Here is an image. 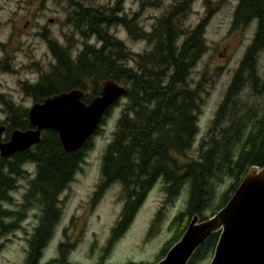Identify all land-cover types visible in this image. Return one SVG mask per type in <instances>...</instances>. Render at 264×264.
Segmentation results:
<instances>
[{"label": "trees", "instance_id": "1", "mask_svg": "<svg viewBox=\"0 0 264 264\" xmlns=\"http://www.w3.org/2000/svg\"><path fill=\"white\" fill-rule=\"evenodd\" d=\"M191 1L182 0L173 5L166 16L157 20L149 34L139 31L132 17L128 20L115 15L107 17L97 11L90 15L85 10L80 16V25L89 35L95 36L101 46L94 49L84 45L76 59L72 60L63 48L49 42L54 65L35 85L24 87L26 95L31 96L34 102H41L59 92L71 89L83 91L85 80L93 82L91 96L97 94L98 82L105 79L125 86L123 98L127 103L103 155L101 173L104 182L96 191V196H100L112 183L122 188L125 204L113 235H118L126 227L153 180L160 175L165 180L166 203H171L182 188H186L185 209L172 220L173 225L181 226L172 239L174 243L192 215L196 214L201 221L206 219L201 212L207 208L220 184L227 179L232 181L221 194L215 211L225 205L250 167L264 166V122L261 113L252 104L242 103L239 108V98L247 84L254 96L264 91V83L258 80L254 66L257 52L264 48V0H239L237 5V12L240 10L245 14L237 16L234 25L239 21L246 23L254 15L259 19V30L246 49L217 109L212 122L217 135L199 143L195 160L181 167L175 165L174 156L184 155L191 148L196 133L199 87L190 88L187 80L190 69L205 49L203 21L186 33L180 45L177 43L179 32L175 22L188 10ZM115 25H121L132 38L150 42L151 49L143 54L127 53L120 42L107 34V29ZM125 59L131 60L134 67L123 66ZM88 99L85 96L82 101ZM109 111L110 108L104 118ZM26 115V110L9 109L7 120L0 123L6 125L3 141L8 139L13 129L30 128ZM227 118L225 126L223 120ZM97 132L98 129L93 135ZM90 148L88 139L78 151L64 153L56 133L46 130L41 133L39 143L11 156L14 162L25 161L34 165L35 175L29 181L24 199L35 203L41 211L24 264H36L57 224L59 214L55 204L58 195L66 188L78 170L85 151ZM0 163L3 165L5 161L0 159ZM17 166L15 163L4 165L8 170L6 174L1 173L0 168V203L9 201L11 188L8 187L11 182L7 175ZM10 215V212L0 209V224ZM216 240L217 234L207 238L187 264H196L211 256ZM170 243L161 250V256L173 244ZM58 252L61 257L51 262L64 263L66 246L59 244Z\"/></svg>", "mask_w": 264, "mask_h": 264}, {"label": "rangeland", "instance_id": "2", "mask_svg": "<svg viewBox=\"0 0 264 264\" xmlns=\"http://www.w3.org/2000/svg\"><path fill=\"white\" fill-rule=\"evenodd\" d=\"M180 1L182 0H0V123H5L8 118L5 104L13 109L23 110H28L33 104L32 97L26 95L24 87L35 85L54 65L49 42L63 48L72 60L76 59L84 45L94 49L101 46L96 37L89 35L85 27L80 25L79 19L85 10L90 15L97 11L107 17L115 15L127 20L132 17L139 31L149 34L157 20L166 16L170 8ZM237 2L238 0H192L188 10L175 22L179 32L177 43L180 45L186 33L203 21L202 39L205 47L190 69L187 80L190 88L199 87L196 133L191 148L184 155L174 156L176 167L195 160L199 143L209 141L210 137L217 135L212 122L241 59L251 44L253 26L232 24ZM27 21L28 25L25 24ZM107 34L120 42L130 54H143L152 47L144 39L130 37L121 25L110 26ZM122 64L134 67L129 59H125ZM254 66L258 80L264 83V48L257 52ZM119 85L125 87L123 84ZM84 86V94L91 98L93 82L85 80ZM246 86L239 98V108L242 103L252 104L261 113L264 122V91L254 96L251 86ZM126 103V99L121 97L110 108L109 115L90 139L91 148L85 151L78 170L73 175L74 181L58 195L55 204L59 214L57 224L36 264L58 260L61 257L58 252L59 244L66 246V253L63 252L66 264H155L167 252L161 256V250L170 242L173 243L172 239L181 226L173 225L172 220L185 209V187L176 199L166 203V193L161 190V184L154 185L118 235H113V230L125 204L122 188L114 184L100 196H96L102 158L111 143L116 121ZM225 121L228 118L223 120V124ZM2 137L4 139L5 134ZM23 170L26 171L25 180L15 182L23 187L18 191H9V201L0 203L1 210L11 213L0 224L5 227H0V264L25 263L28 243L39 223V206L24 199L29 181L35 175V167L27 163ZM231 184V179H227L218 186L207 208L201 212L202 216L208 218L216 212L221 194ZM210 258L211 256L196 264H208Z\"/></svg>", "mask_w": 264, "mask_h": 264}, {"label": "water", "instance_id": "3", "mask_svg": "<svg viewBox=\"0 0 264 264\" xmlns=\"http://www.w3.org/2000/svg\"><path fill=\"white\" fill-rule=\"evenodd\" d=\"M124 94L123 86L105 79L87 103L82 101V90L71 89L32 104L26 115L30 128L13 130L7 141H1L4 127L0 126V158L36 145L46 130L56 133L64 153L78 151ZM212 234H217V240L208 264H264V166L250 167L225 205L213 215L202 221L192 215L178 241L155 264H187Z\"/></svg>", "mask_w": 264, "mask_h": 264}, {"label": "flooded vegetation", "instance_id": "4", "mask_svg": "<svg viewBox=\"0 0 264 264\" xmlns=\"http://www.w3.org/2000/svg\"><path fill=\"white\" fill-rule=\"evenodd\" d=\"M238 3H239V0H238V2H237V4H236V7H235V9H234V12H233V17H232V24H234V22H235V18L237 17V16H242V15H244L245 13H242L240 10L237 12V5H238ZM50 22V21H49ZM28 21L25 23V24H27L28 25ZM238 24L239 25H241V26H253V36H252V39H251V44H252V40H253V38L255 37V35H256V33L258 32V30H259V19H258V17H256V16H251V18L246 22V23H241L240 21L238 22ZM26 27V26H25ZM250 44V43H249ZM250 44V45H251ZM83 94H84V92H83ZM86 95L84 94V96H83V99H84V97H85ZM92 97H94V96H92ZM91 97V98H92ZM91 98H89L86 102H84V103H87ZM42 102V101H41ZM34 103H40V102H33V104ZM32 106V105H31ZM5 107H7V111H9V109H11V108H8L9 106H8V104H5ZM21 110H23V109H21ZM27 111L28 110H26V113H27ZM27 119V118H26ZM0 126H3L4 127V131H3V133H2V135H4V132H5V129H6V126H4V125H0ZM13 130H18V129H13ZM13 130H11V131H13ZM11 131H10V133H11ZM10 133H9V135H10ZM2 135H1V141H3V137H2ZM9 135H8V139H9ZM7 139V140H8ZM6 140V141H7ZM30 149V148H29ZM21 153V152H20ZM13 156V155H12ZM1 159V158H0ZM3 161H5V163L2 165L1 163H0V168H2L1 169V173H3V174H6L7 172H8V170L4 167V165H8L9 163H12V164H14L15 163V165H18L17 166V168L16 169H12V170H9V173H8V175H7V177L9 178V180H10V182H11V186L10 187H8V188H11V190L10 191H18L19 189H21L23 186H19V185H17V184H15V182L16 181H18V180H20V181H22V180H25L24 179V177L26 176V171L25 170H23V168L27 165V163L25 162V161H20V162H14V160H13V158L10 156L9 158H6V159H2ZM16 170H18V172L16 171ZM16 172V173H15ZM74 181V178L72 177L71 178V180L69 181V183H68V185L69 184H71L72 182ZM103 182H104V178H103V174L100 172V178H99V182H98V184L96 185V189H98V188H100L101 186H102V184H103ZM157 183L158 184H161V190H164L165 191V189H166V185H165V180H164V177H162L161 175L160 176H158V177H156L154 180H153V182H152V185L150 186V188H149V190L147 191V193H149V192H151L152 190H153V188H154V185H157ZM68 185L66 186V188L68 187ZM111 185H114L113 183L112 184H110L109 186H108V188L111 186ZM65 188V189H66ZM107 188V189H108ZM64 189V190H65ZM63 190V191H64ZM27 191V190H26ZM62 191V192H63ZM146 193V194H147ZM28 245H29V243H28ZM28 250H29V248H28ZM28 250H27V253H28ZM50 263H53V262H50Z\"/></svg>", "mask_w": 264, "mask_h": 264}]
</instances>
